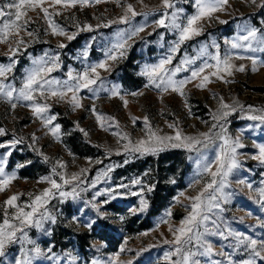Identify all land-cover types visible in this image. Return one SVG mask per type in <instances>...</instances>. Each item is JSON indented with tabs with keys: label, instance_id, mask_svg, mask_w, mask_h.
Listing matches in <instances>:
<instances>
[{
	"label": "rangeland",
	"instance_id": "1",
	"mask_svg": "<svg viewBox=\"0 0 264 264\" xmlns=\"http://www.w3.org/2000/svg\"><path fill=\"white\" fill-rule=\"evenodd\" d=\"M8 2L10 0H0V6ZM50 3L51 0H46L43 6L48 7L50 13L57 11L60 13L53 14L50 17L52 21L63 28L67 35H74L75 38L68 41L66 35H53L39 8L35 11L27 10L25 18L31 20L27 30L21 31L19 36L10 35L7 43H0V65L7 66L13 59L16 61L12 70L6 73V78L0 77V82L19 90L26 74L34 67L33 61L42 57L47 59L53 55L59 56L60 67L52 71L48 79L67 80L69 71L76 75L82 73L88 66L101 61H106L108 70L97 69L103 81L102 86L99 83L94 86L100 89L98 92L92 93L87 89H81L77 93L83 107L75 110L68 102L71 93H68L63 100L50 96L42 97L38 92L34 93L33 102L47 103L50 107L46 115L56 117L48 127L32 114L29 105L33 102L13 100L12 103L17 104L13 109L11 103L0 99V128L6 131L5 135L0 136V143L22 138V142L15 148L7 150L11 151V155L6 156L5 172L6 174L15 172L16 179L4 192H0V223L4 218L3 201L12 194L19 193L21 195L17 204L20 206L30 204L29 194L34 196L40 194L44 188L50 187L41 178L52 176L54 166L57 167L58 172L67 176L80 173L81 169H87L81 175L84 183L78 186L76 199L61 198L56 193L43 209L56 218L55 223L45 220L42 229L35 227L25 229L28 238L45 253L41 257H35L33 264H91L93 260L99 261V264H108L109 258H116L118 264H127L128 261L132 264H168L164 254L173 251L174 246L165 244L164 240H173V232L170 229L180 227L181 221L187 217L191 204L188 197L196 196L204 184L211 181L210 174L198 168L196 161L201 159L203 162L212 163L221 141L215 140L206 148L202 147L200 152L169 147L155 154L144 155L128 153L124 145L128 144L129 140L134 144L141 138L147 139L149 127L159 135H174L175 130L169 127L170 124H175L183 135L199 137L200 133L208 132L213 123H216L212 116L220 110L221 100L236 107V110L230 112L222 123L227 134L232 138L240 136L245 147L237 150V159L241 167L230 174L229 186L224 189L231 194L229 201L221 205L224 211L213 209L209 215L211 219L217 221L221 231L230 229L257 241H264V206L260 202L258 192L259 189L264 188V165L252 159V156L258 155V149L254 144H264V124L258 120L247 119L249 115L262 114L254 110H264V52L231 49L226 43L245 34L242 30L245 25L264 31V7H258L264 3V0H255V3L252 0H227L223 10L214 13L212 19L205 18L199 22L203 28L201 35L185 41L176 53L171 52V47L177 42L178 33L155 25L154 22L160 18L159 13L137 15L128 23L109 24V21H117L124 15V6L127 4L133 5L137 13H151L154 9H159L162 13L164 9L161 0H100L98 3L96 0H90L87 5L77 3L72 7L63 5L49 7ZM172 3L175 9L182 10L179 17L183 23H186L188 16L195 14V0H172ZM128 15L131 16V13ZM6 19L0 18V26ZM219 20L227 23L221 24ZM84 24L91 25L93 30L82 31ZM105 24L108 26L104 27ZM142 25L144 30L127 41L125 55L115 61L107 60L106 52L119 42L118 33L128 34ZM27 31L33 32L35 38L29 37ZM17 39H23L25 43L19 47L15 56H11L9 48L16 47ZM61 43L66 46L59 48L58 45ZM214 44L219 47H214ZM202 48L206 49V55L202 54ZM85 52L87 56L84 55ZM217 52L221 59L231 56L230 63L237 67L243 64L245 71L233 70L231 75L221 72L220 75L224 79L220 80L211 75L216 71L215 67L206 68L200 77L185 85L184 97L170 90L161 92L151 86L145 88L148 78L141 73L146 66L156 65L161 59L171 55L172 61L165 67L169 71L181 67V71L174 77L180 80L190 77L191 70L200 67L205 61L215 65L216 62L211 56ZM248 56L257 60L255 71L251 60L239 58ZM185 60L193 62L182 64ZM125 72L132 76L128 85L123 84L121 80ZM204 75L209 76V81L203 88L196 87ZM113 86L117 88L119 95H111ZM131 93L137 95L133 96ZM93 105L96 114L114 119H102L98 123L96 115L92 112ZM240 105L244 106L243 110ZM248 106H252V110ZM145 116L148 117L147 125L144 122ZM57 124L60 130L54 136L50 128ZM101 124L104 125L103 128ZM109 124L112 126L108 127ZM80 129H84L88 135L85 136ZM213 132L219 133L220 128L213 129ZM33 134L36 137L34 144ZM125 134L127 139L122 138ZM70 138L77 139L80 144L87 145L94 151H89L91 155L82 157L73 154L67 144ZM34 148L36 150H33ZM167 151L182 152L186 162L191 166L184 177L183 187L175 190L166 206L151 218L148 229L129 233L126 228L130 224V219L133 216L144 218L148 208L147 206L145 210L133 214L131 209L140 208V195L134 196L130 193L133 191L140 193L148 205L149 196L159 180L171 187L175 186V174L166 173L167 165H161V171L157 167L151 168L150 165H145L139 172H137L139 166H131L147 158L155 159L159 154ZM5 152V149L0 148V155ZM44 156L49 158L47 162ZM58 160L63 162L65 168H59L56 164ZM125 160H128V163H125ZM28 161L31 163H27ZM31 164L36 166L33 173L35 176H21L20 170ZM19 165L24 166L19 167ZM212 170H215L214 163ZM178 171L175 170L176 173ZM98 173H107V175L102 176L93 187V181ZM52 178L58 183H63L59 175ZM134 179L140 180L141 184L133 186L131 182ZM241 179L245 180L246 184H238L237 181ZM120 184L129 187L118 189L123 194L116 195L115 199L110 198L106 190L117 189ZM248 184L252 186L251 189L248 188ZM149 186L152 187L151 191H148ZM71 187L72 185L64 186V190L70 191ZM97 191L104 194L93 200ZM87 202L95 203L103 217ZM111 206L120 207L123 212L117 213L111 209ZM14 211L9 208V213ZM169 211L171 216L167 215ZM165 220L167 223L162 222ZM99 222H104L113 229L119 240L116 248L110 249L106 243L86 237L83 250L79 251L75 235L86 233L90 236L92 228L89 229L87 225L93 223L95 226ZM208 227L212 228L210 221ZM56 231L60 235L57 241ZM200 231H203V228ZM204 239L212 244L215 252L223 250L231 254L234 264H240L242 260L247 259V253L243 249L234 250L235 240L232 237L224 239L219 235H206ZM193 243L195 244V241ZM24 246L29 247L27 244ZM20 248L19 243L9 246L5 257L0 258V261L3 264H14V259L21 255ZM196 259H199L201 264H212L213 260L227 264L226 258L219 255L211 258L196 257Z\"/></svg>",
	"mask_w": 264,
	"mask_h": 264
},
{
	"label": "snow or ice",
	"instance_id": "2",
	"mask_svg": "<svg viewBox=\"0 0 264 264\" xmlns=\"http://www.w3.org/2000/svg\"><path fill=\"white\" fill-rule=\"evenodd\" d=\"M46 0H10V2L5 3L0 6V18H7L2 22L0 26V43H7L9 36L15 34L19 36L21 31L27 30V25L31 22L30 18H25L27 10L31 9L35 11L37 8L43 13V18L47 21L48 28L51 29L53 35L65 36L68 41L75 38L74 35H67L63 28L56 25L50 18L53 14L59 15L57 11L55 13H50L48 7H44ZM100 2V0H96ZM255 3V0H252ZM77 3L81 5H87L90 0H51L49 7L55 5H63L65 7L75 6ZM227 4V0H195V14L190 15L186 18V23L180 21L179 13L182 11L180 9H175V5L172 0H161V5L164 11L161 13L159 9L152 10L151 13H137L134 10L133 5L127 4L124 6V15L120 16L117 21H109L112 23H128L131 18L137 15H149L159 13L160 18L154 23L157 27H163L166 29L173 30L178 33V40L174 46L171 47V52L176 53L181 44L185 41L192 39L193 37L201 35L203 28L200 26L199 22L202 19H212L214 13L223 10L224 5ZM258 7H264V3L258 5ZM169 10H172L169 12ZM131 13V16L128 15ZM219 23L224 24L227 21L219 20ZM100 25H97L99 27ZM107 27L108 24L103 25ZM79 27V25H78ZM82 31H92L91 25L84 24L81 28ZM144 30V26L136 27L130 33H118L120 39L119 42L115 43L112 48L106 52L107 60L115 61L118 57H123L125 55L127 41L132 39V37L138 35V33ZM245 34L239 35L235 40L226 41L230 45L231 49H245L251 52H264V31L257 29L255 27H247L246 25L242 29ZM26 34L29 37L35 38V35L31 31H27ZM127 36V38H125ZM25 41L23 39H17L15 41L16 47H10L9 52L11 56L19 51V47L23 45ZM66 45L63 43L59 44V48H64ZM218 48V45H213ZM202 54H207L206 49H201ZM87 56V52L84 53ZM241 59H249L252 61L253 70H256L257 60L252 56L239 57ZM211 59L216 63L215 65L209 64L205 61L200 67L191 70V76L185 79H174L177 72L181 71V67H177L174 70L169 71L165 66L170 64L172 61V56L161 59L158 64L152 66H146L142 71L141 75L148 78V83L145 84V88L154 87L161 92H168L169 90L174 93H178L182 97L185 96L184 88L185 85L190 83L192 80L200 77L201 73H204L206 68L215 67L216 71L212 72L211 75L215 76L217 79L223 80L224 77L220 75L221 72L231 75L232 71H245V66L240 64L238 67L230 63L231 56H225L221 59L219 52L211 56ZM193 61L185 60L182 64H190ZM16 61L13 59L7 66L0 65V77L6 78V73L10 72L15 65ZM34 67L28 71L26 74L22 87L19 90L0 82V99H3L11 103V107L14 109L17 107L16 103H12L13 100L17 101H34V93H39L40 96L46 97H56L63 100L68 93H71L69 103L73 107L81 108L83 105L80 103V98L77 93L81 89H87L89 92L96 93L100 89L94 87L98 83L102 86L103 81L100 77L97 69L108 70L106 61H101L98 64L88 66L82 73L73 75L71 71L67 74V80L58 81L54 79H48L49 74L60 67L59 56L53 55L47 59L40 58L33 61ZM209 81V76L204 75L199 84L196 85L198 88H203L205 83ZM227 82V81H226ZM56 86L55 88L53 86ZM14 93L16 95L14 96ZM142 95L143 93H139ZM111 95H119V92L115 86L111 89ZM135 96L137 93H131ZM127 104V101H125ZM31 107L32 114L40 119L45 127L52 125V122L56 119L55 116H47L46 113L49 110V105L47 103L40 104L38 102H33L29 105ZM187 106V105H186ZM243 110V105L239 106ZM252 110V106H248ZM236 110L235 106H230L223 103L221 100L220 110L213 114L212 118L216 123H213L212 127L208 132L200 133L199 137L183 135L181 130L175 124H170L169 127L175 130L174 135H159L157 131H153L150 127L147 131V139L141 138L134 144L129 140L128 144L124 145L125 151L128 153H137L140 155L144 154H155L159 151H163L166 148H185L188 151L200 152L201 148H206L209 144L214 143L215 140H220L219 149L216 153L215 160L212 163L215 164V170H212V163L203 162L201 159L196 161L198 168L202 169L204 173H209L211 176V181L204 184L201 191L194 197H188L191 201L190 211L185 219L181 221V226L178 228L170 229L173 232V240H164L165 244H172L174 250L171 252H166L164 254V259L168 261V264H201L199 259L196 257H208L211 258L214 255H219L225 257L227 264H234L231 254L221 250L220 252H215L211 243L206 242L204 237L206 235H219L224 239L229 237L234 238L235 244L233 245L234 250L238 251L243 249L247 253V259H244L240 264H264V241H257L248 236H245L239 232H232L230 229L220 230L219 224L216 220L211 219L209 215L213 209H218L224 211L222 208V203H227L230 199V193L224 191L229 184L228 178L230 174L241 167L240 161L237 159L238 149L244 148L245 145L241 142L240 136L235 138L230 137L227 134V130L224 127L222 121H225L226 117L230 115V112ZM260 111L262 114L259 115H249L247 119L258 120L260 123L264 124V110H254ZM92 112L96 115V120L99 123L102 119L113 120L111 117H103L102 115L96 114L95 105L92 107ZM135 122V121H134ZM144 122L148 124V117H144ZM112 125L109 124L108 127ZM103 128L104 125L101 124ZM219 127L220 132L215 133L213 129ZM60 130V126L57 124L50 128V131L55 136ZM85 136L88 133L84 129H80ZM6 134L4 128H0V136ZM115 135H121L120 133H114ZM127 139L126 134L122 137ZM33 144L35 143L36 137L33 134L32 137ZM22 142L20 139H12L7 143H0V148L5 149L6 152L0 155V192H4L7 186L16 179V174H6L4 164L6 163V156L11 155V151H7L10 148H15L17 144ZM254 147L258 149V155L252 156V159L258 160L260 164L264 165V144H254ZM33 150H36L35 148ZM119 154V153H117ZM44 160L47 162L48 157L44 156ZM27 163H31L28 161ZM99 163V161H97ZM128 163V160H125ZM56 164L59 168H65V165L61 161H57ZM24 165H19L23 167ZM87 169H81L80 173H73L71 176H67L62 172L57 171V167L54 166L52 169V176L59 175V179L63 182L58 183L56 179L52 176L42 177V181H46L50 187L44 188L40 194L32 195L29 194L31 203L25 206H20L17 201L20 198L19 193H14L3 201L4 218L2 223H0V258L5 257L6 249L13 244H21L20 252L21 255L14 259V264H33V259L35 257H41L45 255L42 249L35 244L34 241L28 238V234L25 231L26 228L35 227L36 229H42L45 220H50L55 223L56 218L51 215L45 209L48 201L56 195L59 194L61 198L72 197L76 199L78 197L77 188L80 184L84 183L81 179V175L85 173ZM107 173H98L97 177L93 181L92 186L101 179L102 176H106ZM199 183V181H196ZM132 185H140L141 181L134 179ZM238 184L244 185L246 181L241 179L237 181ZM72 185L71 190H64V186ZM249 189L252 188L250 184L247 185ZM129 185L120 184L117 189L106 190L108 196L112 199L116 198V195H122L118 189H127ZM211 189V192L209 190ZM55 190V191H53ZM152 187H148V191H151ZM143 189H141V192ZM259 198L262 206H264V188L258 190ZM104 193L97 191L95 197L101 196ZM131 195H140V208L131 209L133 214L137 211H143L147 208V201L143 198L140 193L135 191L130 193ZM183 195V193H181ZM107 202V201H106ZM91 205L97 213L103 217L100 213L99 208L95 203L87 202ZM9 208L15 211L9 213ZM30 209V210H26ZM171 216V212L167 213ZM211 222L212 228L208 227V222ZM167 223V221H162ZM94 223V222H93ZM93 223H89L87 227L92 228ZM203 228V231L200 229ZM227 233V234H225ZM195 241V244L193 243ZM27 244L29 247H25ZM195 248V250H193ZM123 251V248L121 249ZM51 252V249H49ZM172 257H178V259L173 260ZM51 258V257H49ZM0 264H3L0 261ZM91 264H99V261L93 260ZM108 264H118L116 258H109ZM127 264H132L128 261ZM212 264H221L219 260H213Z\"/></svg>",
	"mask_w": 264,
	"mask_h": 264
},
{
	"label": "trees",
	"instance_id": "3",
	"mask_svg": "<svg viewBox=\"0 0 264 264\" xmlns=\"http://www.w3.org/2000/svg\"><path fill=\"white\" fill-rule=\"evenodd\" d=\"M121 80L123 84L128 85L129 83H131L130 81L132 80V76L127 72H125L124 74H122ZM67 144L69 145V148L72 151V153L80 157L91 155V152L89 151H94L92 150L93 148H90L87 145L80 144V142L77 141V139L75 138H70ZM145 165H150L151 168L157 167L159 171H161L162 169L161 165H167L166 173L175 174V178H174L175 186L171 187L168 184H165V182L161 180H159L155 184V186L153 187V191L149 196L148 208L144 218L140 219L138 216H133L130 219V224L127 225L126 228V230L129 233L146 230L150 227L151 218L155 216L157 213H159L160 210L166 206L167 201L174 195L175 190L181 189L183 187L184 177L191 169L190 164L186 162L183 153L180 151H167L159 154V156L155 159L147 158L143 162L140 161L134 163L131 167L139 166L140 168L139 170H137V172H139ZM35 167H36L35 164H31L28 167L21 169L19 173L23 177L35 176V174H33L35 172L34 171ZM175 170H179L178 173H176ZM111 209H113L117 213L123 212V209L120 207L111 206ZM133 226L135 228H133ZM57 233L58 232L56 231L55 232L56 241L60 236ZM86 237H92L94 239L102 241L106 243L110 249L113 250L116 248V246L119 243V240L116 238L115 234L113 233V229L104 222H99V224L93 226L92 234L90 236L86 233L75 235V238H77L78 240L77 247L79 251L83 250Z\"/></svg>",
	"mask_w": 264,
	"mask_h": 264
}]
</instances>
